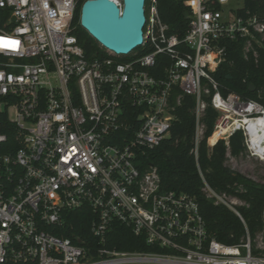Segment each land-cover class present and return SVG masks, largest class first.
Listing matches in <instances>:
<instances>
[{"label":"built area","instance_id":"2783aa9c","mask_svg":"<svg viewBox=\"0 0 264 264\" xmlns=\"http://www.w3.org/2000/svg\"><path fill=\"white\" fill-rule=\"evenodd\" d=\"M79 2L0 0V129L11 134L0 133V264H264V217L254 241L248 233L225 245L208 232L195 197L164 191L158 168L138 163L140 151L171 138L186 96L195 99L196 162L208 108L220 113L213 136L232 129L215 145L207 139L211 151L243 131L247 152L262 160L248 127L264 119V105L225 97L214 73L227 61L224 41H243L244 59L259 60L264 0H186L183 38L169 34L158 0H147L145 55L107 51L94 60L74 34ZM199 172L205 197L246 226L245 202L215 191ZM82 210L91 249L51 232ZM115 222L152 250L109 249Z\"/></svg>","mask_w":264,"mask_h":264},{"label":"trees","instance_id":"16d2710c","mask_svg":"<svg viewBox=\"0 0 264 264\" xmlns=\"http://www.w3.org/2000/svg\"><path fill=\"white\" fill-rule=\"evenodd\" d=\"M86 0H80L74 19L75 36L78 43L83 47L87 58L107 57V50L100 46L86 30L80 25L81 7ZM158 10L162 21L169 27L170 35L183 38L189 27V16L191 10L186 0H158ZM264 10V2L260 3ZM227 47L226 63L215 73L220 84L221 94L227 97L237 94L245 101H256L264 105V47L259 49L258 61L253 58L244 59L243 41H224ZM136 53L145 55L146 50L139 49ZM255 90L252 91L250 86ZM195 99L190 96L184 98L181 108L178 109L177 121L172 128L170 139L155 150H142L139 152L138 163L141 170L146 171L148 167L158 168L164 191H172L177 194H188L195 197L200 205V213L204 217L208 232L218 242L225 245L236 246L242 242L249 233L254 241L263 229L264 217V185L250 180L241 173L232 170L226 165L227 155L238 158L247 152L245 146V134L237 131L230 138L228 146L225 141H219L211 151L207 146V139L211 138L215 131L216 121L220 113L212 108L207 109L204 123L207 129L205 139L200 145L199 160L191 154L193 139L195 136L196 119L193 113ZM132 110H130V113ZM7 123L6 116L2 119ZM1 134H9L8 129H0ZM223 138L221 133L216 132L210 139V144L215 145L217 140ZM202 174L209 185L217 192L237 195L245 206L239 207V213L243 216L246 226L237 215L222 205L216 206L213 201L205 197L202 192ZM66 224L63 228H55L51 232L57 237L70 238L75 243L84 241L88 248L94 244L91 236V219L88 212L82 210L76 213H66ZM109 249H117L124 252H150L152 249L146 246L142 238L136 237L126 226L115 222L107 234Z\"/></svg>","mask_w":264,"mask_h":264},{"label":"water","instance_id":"95a60500","mask_svg":"<svg viewBox=\"0 0 264 264\" xmlns=\"http://www.w3.org/2000/svg\"><path fill=\"white\" fill-rule=\"evenodd\" d=\"M147 0H89L81 7L80 25L108 52L128 57L144 45ZM255 90L253 85L250 86Z\"/></svg>","mask_w":264,"mask_h":264},{"label":"rangeland","instance_id":"374dc122","mask_svg":"<svg viewBox=\"0 0 264 264\" xmlns=\"http://www.w3.org/2000/svg\"><path fill=\"white\" fill-rule=\"evenodd\" d=\"M233 4H231L232 6ZM12 112L10 113V117ZM237 118L234 116V119ZM226 165L235 170L250 180L264 185V160L259 159L258 157L253 156L250 152H246L244 155L238 158H228ZM262 234V231L258 233L257 237ZM256 237V238H257Z\"/></svg>","mask_w":264,"mask_h":264},{"label":"bare ground","instance_id":"6f19581e","mask_svg":"<svg viewBox=\"0 0 264 264\" xmlns=\"http://www.w3.org/2000/svg\"><path fill=\"white\" fill-rule=\"evenodd\" d=\"M240 123V121H236L235 126ZM248 128L252 133V144L258 149V155L264 160V119L261 118L254 121ZM217 132L221 133L223 138H229L232 129L222 127L221 130Z\"/></svg>","mask_w":264,"mask_h":264}]
</instances>
